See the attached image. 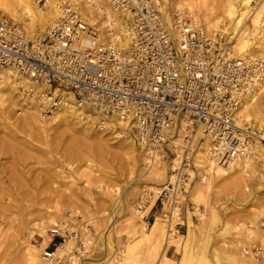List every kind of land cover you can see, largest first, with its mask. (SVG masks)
<instances>
[{
    "label": "built area",
    "instance_id": "obj_1",
    "mask_svg": "<svg viewBox=\"0 0 264 264\" xmlns=\"http://www.w3.org/2000/svg\"><path fill=\"white\" fill-rule=\"evenodd\" d=\"M61 1L59 18L36 39L0 17V78L7 75L22 104L33 101L41 114L73 105L100 120L128 122L150 165L171 145V166L178 165L157 197L167 224L189 186L198 129L219 164L256 156L264 130L241 125L236 114L264 84V55L232 58L231 37L208 35L177 10L166 23L158 0H104L121 22L96 27L85 23L77 2ZM48 234L41 257L49 264H74L88 253L89 242L73 229L53 225ZM66 240L74 248L55 256Z\"/></svg>",
    "mask_w": 264,
    "mask_h": 264
},
{
    "label": "rangeland",
    "instance_id": "obj_2",
    "mask_svg": "<svg viewBox=\"0 0 264 264\" xmlns=\"http://www.w3.org/2000/svg\"><path fill=\"white\" fill-rule=\"evenodd\" d=\"M158 1L169 16L178 9L174 0ZM194 1L196 11L201 15L218 12L214 3L219 0ZM38 6L43 7V0H38ZM180 9L188 17L191 16L185 7ZM0 17L12 22L7 14L0 13ZM199 25L208 35L220 32L227 37L234 36L229 22H225V30L218 24V28L212 32H207L204 22ZM19 27L28 35L22 25ZM232 40L234 44L235 39ZM0 98L3 106H7L8 96L4 94ZM1 111L0 107V160L14 169L22 184L20 187L8 185V196L0 199V264H22L23 242L30 231L33 232L31 244L42 253L47 244L41 245L43 239L35 228L40 223L47 226V231L56 223L59 227H68L80 233L82 239L88 238V253L77 264H101L103 261L119 259L116 253L124 250V242L139 240L140 220L137 212L144 210L150 200L154 201V205L142 219L146 228L153 224L155 218L164 222L157 201L158 194L155 192L157 189L161 191L170 174L173 158L171 145L164 147L159 154L158 165L161 168L165 162V172L152 178L144 163H134L130 158L129 145L137 153L140 150L133 142L131 131H126L127 135H123V139L128 142L119 144L108 134L99 139V135L78 127L68 129L48 125L45 131L35 128L13 130L7 126V122L9 118H20L22 114L19 113L22 111L14 108L11 116L9 107L4 110L5 114ZM199 130L193 142L194 150L188 171L189 186L177 207L179 218L176 228L183 236L188 231L191 232L197 242L201 240V232H210L211 241L205 251V264H264L263 161L256 152L249 167L256 166L252 173L247 172L249 175L244 177V182L238 187H231L229 179L210 180L208 189L203 190L202 201H199L196 184L201 182L204 170L196 166L202 164L199 161L202 158L197 154L206 138L200 137L202 132ZM57 209L58 217L55 216ZM68 209L70 212L66 214ZM48 210L56 217L52 222L50 220L54 216L46 215ZM210 211L217 213L220 220L218 224H210ZM202 213L204 220H200ZM185 215L188 227L182 225ZM222 224L231 228V235L216 236V231ZM247 231L257 233L259 238L252 234L249 236ZM109 235L115 244L113 249L109 247ZM178 243V252L170 257L174 263L181 256L180 249L184 247L185 241L181 237ZM74 244L71 240L70 248L64 255L74 248ZM241 249L252 256L244 254ZM174 250L173 247L168 248L165 255L171 256L170 253ZM134 252L136 256L128 264H146L144 244L136 247ZM241 253L247 258L241 257ZM249 256L253 258V262L249 260Z\"/></svg>",
    "mask_w": 264,
    "mask_h": 264
},
{
    "label": "bare ground",
    "instance_id": "obj_3",
    "mask_svg": "<svg viewBox=\"0 0 264 264\" xmlns=\"http://www.w3.org/2000/svg\"><path fill=\"white\" fill-rule=\"evenodd\" d=\"M77 2L80 16L85 21L88 26L96 27L100 22L102 24H108V20L114 18L116 24L120 25L121 19L117 16L110 6H108L104 0H71ZM62 2L61 0H46L43 7L38 6V0H0V13L7 14V16L12 20L14 24L22 25V27L28 33L30 39H36L41 37L47 29L55 24L59 18L58 4ZM159 2V1H158ZM174 3L177 5V10L183 16H187L186 13L181 10V7H185L189 13L190 21L196 26H200L204 22L207 32H212L218 28V24L225 27V22L231 23V26L234 31L235 39L234 44H232L231 57L240 59V58H252L256 56L264 55V0H219L214 3V7L217 8V13L208 12L201 15L196 11L195 1L194 0H174ZM93 4V9L92 5ZM160 12L163 14L164 21L169 24L170 16L165 13L163 10L164 7L161 6V3H158ZM180 7V8H179ZM215 9V8H214ZM213 15L215 17H213ZM98 24V25H99ZM254 42H253V41ZM16 87L12 81L4 75L0 78V97L1 95L8 96V105L3 106V101L0 98V107L1 113H4L6 108H10L9 115L11 116L12 109H19L22 112V116L18 119L8 120L7 126L11 129H37V130H46V126H64L68 129L72 127H78L83 131H91L95 135H99L102 138L103 135H109L112 138L116 139L119 144H124L128 140L123 139V135H127L126 131H131V127L128 122L122 121H109L106 119L100 120L96 114L85 113L83 109L73 107V105L68 106L64 105L63 108L59 111L53 112L50 115L41 114L38 110L36 104L33 101H30L29 104H22L20 101V96L16 95ZM3 106V107H2ZM21 108V109H20ZM23 108V109H22ZM46 117V118H45ZM236 118L241 123V125H248L250 128H254L258 131L264 130V84L260 87L259 91L248 96L241 104L240 108L237 111ZM200 131V130H199ZM196 131L194 140H196ZM206 137L201 143L199 148V153L197 154L202 159L199 160L202 164H196L199 169L204 170V176L201 178V182L196 184L197 197L199 201H202L203 190H207L209 187L210 180L214 178L229 179V185L231 187H238L242 182H244V177L248 176L247 172L253 171L250 159L244 157L239 161L230 162L228 164H219V162L211 157V143L210 139L203 133L200 137ZM108 140V138L106 139ZM177 144L176 141L172 142ZM130 146L132 161L134 163H144L146 171L149 173V177H155L158 174L165 172V162L163 167H159L158 162L150 165L145 159V154L142 149L139 150V153L135 149H132L133 146ZM1 149V148H0ZM255 151L258 152L263 161L261 164L262 169L264 170V145L261 143H255ZM157 158V155H156ZM178 165V160L176 159L173 162V165L170 166L171 169L174 166ZM249 167V168H248ZM91 168V166H89ZM14 185L15 187H20L22 180L15 174L14 169H10L9 166L5 165L0 160V199L3 200L8 196L6 193V187L8 185ZM156 190L155 194L160 192ZM118 193V190H115ZM203 203V202H202ZM154 201L150 200L148 205L145 206L144 210L137 212V218L140 220L139 223V232L140 238L137 242H124V250H120L116 253L119 259L103 261L101 264H128V261H131L135 256L134 250L140 244H144L146 248L145 259L146 264H205L206 257L205 251L207 246L211 241V234L208 231L201 232L200 242L196 241L195 235L188 231L186 236L180 235L177 230V220L179 218V210L177 208L173 211V216L170 223L165 224L159 218H155L153 224L150 227L146 228V223L142 221L143 215L148 213V211L153 207ZM142 208V207H141ZM58 209L56 211L58 217ZM70 212V209L66 210V214ZM210 224H218L220 221L218 215L214 211H210ZM48 216H54L51 210L45 212ZM61 214V213H60ZM51 217V222L56 217ZM200 220H204V213L201 214ZM54 223V222H53ZM55 225H57L55 223ZM166 226V227H165ZM38 230V234L43 239L42 244H47L51 240V236L48 234L47 226L44 223H40L35 226ZM231 228L226 227L224 224L221 225L216 233L217 237H223L225 235H231ZM32 231L29 232L27 239L24 243V253L22 254V264H49L46 263L40 253V249L36 248L30 242L32 237ZM247 234H251L254 237H258L257 233L252 231H247ZM109 247L114 248L115 244L112 241L111 236L109 235ZM183 238L185 245L182 248L181 256L178 262L174 261L166 256L168 248L173 247L175 252L179 250L178 240ZM83 242H90L88 238H85ZM71 240H66L65 243L57 247L55 256H65L66 250L70 248ZM244 251V254H249V252ZM213 251V250H212ZM241 257H245L242 253ZM252 256V254H249ZM249 256V260L253 262V258ZM218 258V257H217ZM219 261V258H218ZM242 260H239L241 262ZM220 263V261H219ZM77 264V263H74Z\"/></svg>",
    "mask_w": 264,
    "mask_h": 264
},
{
    "label": "crops",
    "instance_id": "obj_4",
    "mask_svg": "<svg viewBox=\"0 0 264 264\" xmlns=\"http://www.w3.org/2000/svg\"><path fill=\"white\" fill-rule=\"evenodd\" d=\"M182 225L185 226V227H188L187 226L188 225V219H187L186 215L183 218ZM170 255L171 256H169V257H173L175 255V251L171 252Z\"/></svg>",
    "mask_w": 264,
    "mask_h": 264
}]
</instances>
